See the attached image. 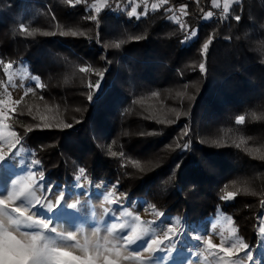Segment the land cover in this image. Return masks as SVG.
I'll return each instance as SVG.
<instances>
[{
  "label": "trees",
  "instance_id": "16d2710c",
  "mask_svg": "<svg viewBox=\"0 0 264 264\" xmlns=\"http://www.w3.org/2000/svg\"><path fill=\"white\" fill-rule=\"evenodd\" d=\"M95 1L0 0V60L25 59L42 83L8 116L12 129L61 183L103 168L98 180L190 222L221 206L252 241L264 192V0H241L217 19L213 0H169L139 18L120 11L128 1L117 12H96ZM6 80L0 65V91ZM153 93L155 107H145ZM211 128L221 131L214 141Z\"/></svg>",
  "mask_w": 264,
  "mask_h": 264
},
{
  "label": "rangeland",
  "instance_id": "374dc122",
  "mask_svg": "<svg viewBox=\"0 0 264 264\" xmlns=\"http://www.w3.org/2000/svg\"><path fill=\"white\" fill-rule=\"evenodd\" d=\"M129 1L134 3L133 9H135V13L131 17L135 16L137 18L146 16L149 12L158 10L169 2V0H162L161 2L148 1L144 10L139 12L138 8L141 4L137 0ZM239 1L241 0H215L213 6L217 8L216 5L218 4L224 7L225 2H227L228 12L234 3ZM153 5L156 7L154 8ZM97 7L100 11L104 10L107 7V0H96L92 4V8L96 11ZM127 8L128 6L124 5L120 11H126ZM129 13H132V11ZM129 13L128 17H130ZM184 41L189 44L186 39ZM0 65L7 79L0 91V197L6 198L13 181L21 176L30 175L36 167L43 170L42 174L47 183H54L57 188L60 186L65 187L66 191L63 199L49 196L54 208L57 206V200L60 199L62 204L59 208L51 213L43 208H36L34 211L37 216L50 220L53 225H56L58 232L61 227L65 231H73L76 239L67 243L75 246L65 247V250L70 252L72 256L79 257L80 260L73 261L72 264H82V261L87 260L89 257H92L96 264H141L139 259H125V257L135 254L131 253L119 241L115 233L110 234L109 227L112 223L131 221V217L122 215L120 211L116 212L117 219L113 220L111 210L114 208H122L131 213L132 216L138 215L141 226L149 229L154 227L153 222L161 219L157 213L165 214V217L156 227L160 228L164 224L170 223L168 227L171 228V231L168 232L167 237L157 231L153 238H159L162 241L161 247L166 248V251L158 252L151 264H192L194 259L196 264H233V262L234 264H264V192L255 219V238L253 237L252 241H249L241 236L235 219L232 215L225 213L221 206L218 207L212 217L200 222H190L185 213L176 214L169 210L164 211L149 200L122 190L114 179L98 180L94 173L96 170L103 168L85 170V174L80 177L77 186L76 181L64 184L53 179L41 163L38 166L33 165L31 162L38 159L34 153L24 147L23 138L12 129L8 116L11 112L16 111L26 92L32 91L34 86L40 88L42 83L39 77L32 73L30 65L25 59L6 63L0 60ZM83 70L90 71L91 67H83ZM101 81H103V78ZM98 88L100 86H97L96 92H98ZM95 93L91 92V102H94L95 96L93 94ZM153 101H157L156 95L150 97V102H147L149 104L145 107H152L153 109L155 107L151 103ZM184 129L186 133L191 132L189 127ZM219 129L211 128L210 131H207V140L214 141L218 139L221 132ZM201 130L204 131V129ZM92 161L93 159L90 160V166ZM153 161H155L154 158L151 161L149 159H139L135 161L132 170L134 172L137 166L135 172L137 174L143 172L144 174L145 169L152 167ZM40 174V172H36L34 178L36 183L40 182ZM96 185H99V187H96ZM105 186L107 187L105 188ZM245 189L253 190V181L248 180ZM231 194V197H229V193L223 196L224 204H230L234 201L235 195L234 193ZM36 196H41L39 191ZM41 202L46 203L47 201L41 197ZM18 204L19 201L16 202V205ZM67 204L69 207H67ZM16 205L10 203L8 205L9 212ZM72 205L75 207H72ZM10 214L16 215L15 213ZM171 218L175 219L171 222ZM176 219L180 220L181 223H176ZM119 231L117 229V233ZM45 234L56 239L57 244L63 245L65 243L56 238L53 233ZM197 237L200 238L199 241ZM17 238H20L18 234ZM208 240L211 241V245L207 243ZM239 242L246 245V249L240 250L237 248L232 253H222L220 251L221 246L230 247L232 243ZM143 243L142 241L138 247H143ZM212 245L217 247H212ZM190 250L196 251L197 257H192ZM245 251L249 252L251 259L245 256ZM147 255V253L140 254L141 257Z\"/></svg>",
  "mask_w": 264,
  "mask_h": 264
},
{
  "label": "snow or ice",
  "instance_id": "6c2138e0",
  "mask_svg": "<svg viewBox=\"0 0 264 264\" xmlns=\"http://www.w3.org/2000/svg\"><path fill=\"white\" fill-rule=\"evenodd\" d=\"M78 2L79 0H77V3ZM213 2L215 3V0H213ZM216 6L218 7L219 5L217 4ZM153 7L155 8L156 6L153 5ZM224 9L225 12H227V2H225ZM96 11H100L99 7L96 8ZM134 13L135 9H133L132 13H129V16L131 17ZM209 16H211V13H209ZM235 19L239 20L240 17L236 16ZM64 34L66 35V33ZM73 35H75V33H73ZM192 35L195 36L196 33L193 32ZM135 39H140V37H135ZM207 48L208 44L206 43L204 49L206 50ZM200 70L202 72L205 70V65L203 63L200 64ZM153 95H155V93H153ZM89 99H92V97L90 96ZM243 121V116L237 117L238 123H242ZM65 127H70V125H65ZM188 149L189 144H184L182 152ZM112 155H115V153H112ZM261 158L264 159V157ZM31 163L38 166L40 162L34 160ZM36 172L41 173L39 176V183H36L34 180ZM42 172V169L36 167L30 175L15 179L6 198L0 197V264H72L73 261L80 260L79 257L72 256L70 252L65 250V247L75 246L68 245L67 243L76 239L73 231H65L63 227H61V230L58 232L56 225H53L50 220L37 216L34 211L36 208H43L51 213L61 206L62 203L60 199H63L65 196L66 188L62 186L57 188L56 184L47 183ZM84 174L85 169L83 167L79 168V175L75 177L77 186L80 177L84 176ZM96 187H99V185H96ZM106 187L107 186H105V188ZM38 191L41 194L40 197L36 196ZM231 195L232 194L229 193V197H231ZM49 196L60 198L57 200V206L55 208ZM41 197L47 202L42 203ZM17 201H19L18 205H16ZM10 203L16 206L12 207L9 212L8 205ZM67 207H69L68 204ZM72 207L75 206L72 205ZM111 211L113 220L117 219L115 215L117 211H120L122 215L131 217L130 222L112 223L109 227L110 234L115 233L119 241L122 242L131 253L135 254L125 257V259H139L141 264H151L158 252L166 251V248L161 247L162 241L159 238H153L157 231L165 237H167L168 232L171 231V228L168 227L170 223L164 224L160 228L156 227L165 217L164 213H157L161 219L157 222H153L154 227L149 229L141 226L140 217L138 215L132 216L131 213L122 208H114ZM10 213H15L16 215ZM173 219L175 218H171V222ZM175 222L181 223L178 219H176ZM117 229L120 230L118 233ZM45 233H53L56 238L65 243L63 245L57 244L56 239ZM17 234L20 237L19 239L17 238ZM199 239L200 238L197 237L198 241ZM142 241L144 242L143 247H138ZM207 243L211 245L210 240H208ZM212 247L217 246L212 245ZM246 247L247 246L242 242L232 243L230 247L221 246L220 251L222 253H232L237 248L244 250ZM190 251L192 257H197L196 251ZM141 253H147L148 255L141 257ZM244 254L251 259L248 251H245ZM238 259H240V257H238ZM82 264H96V262L92 257H89L87 260L82 261ZM192 264H196L195 259L192 261Z\"/></svg>",
  "mask_w": 264,
  "mask_h": 264
},
{
  "label": "built area",
  "instance_id": "2783aa9c",
  "mask_svg": "<svg viewBox=\"0 0 264 264\" xmlns=\"http://www.w3.org/2000/svg\"><path fill=\"white\" fill-rule=\"evenodd\" d=\"M128 0H107V4L110 6H115L114 7V11H119L121 8V4L127 2ZM141 1H153V0H141ZM156 2H161L162 0H154ZM174 12H175V19L177 21V23L182 26V27H186V22H185V18H184V14H185V10L178 8V7H174ZM229 11L225 12L224 7H222L221 5H219L216 10L214 11V13L210 16L211 19H217V18H223V17H227L229 16ZM186 36L187 38H192L193 35L189 30H186Z\"/></svg>",
  "mask_w": 264,
  "mask_h": 264
},
{
  "label": "crops",
  "instance_id": "0c3cea01",
  "mask_svg": "<svg viewBox=\"0 0 264 264\" xmlns=\"http://www.w3.org/2000/svg\"><path fill=\"white\" fill-rule=\"evenodd\" d=\"M137 1L141 4V6H139L138 10H139V12H142L144 10V8H145V4L148 3V1H141V0H137ZM195 1H198V0H195ZM127 6H129V8H130V12L133 11V6H134L133 2L128 0Z\"/></svg>",
  "mask_w": 264,
  "mask_h": 264
},
{
  "label": "clouds",
  "instance_id": "9594fccd",
  "mask_svg": "<svg viewBox=\"0 0 264 264\" xmlns=\"http://www.w3.org/2000/svg\"><path fill=\"white\" fill-rule=\"evenodd\" d=\"M14 223V222H13Z\"/></svg>",
  "mask_w": 264,
  "mask_h": 264
}]
</instances>
